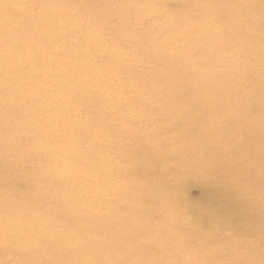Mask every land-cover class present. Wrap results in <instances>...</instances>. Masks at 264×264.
I'll list each match as a JSON object with an SVG mask.
<instances>
[{"label": "clouds", "instance_id": "1", "mask_svg": "<svg viewBox=\"0 0 264 264\" xmlns=\"http://www.w3.org/2000/svg\"><path fill=\"white\" fill-rule=\"evenodd\" d=\"M0 264H264V0H0Z\"/></svg>", "mask_w": 264, "mask_h": 264}, {"label": "rangeland", "instance_id": "2", "mask_svg": "<svg viewBox=\"0 0 264 264\" xmlns=\"http://www.w3.org/2000/svg\"><path fill=\"white\" fill-rule=\"evenodd\" d=\"M196 195H199V193L197 192V193H195Z\"/></svg>", "mask_w": 264, "mask_h": 264}]
</instances>
